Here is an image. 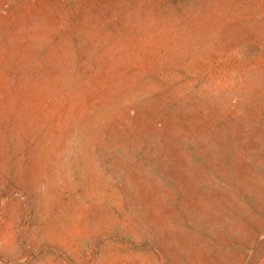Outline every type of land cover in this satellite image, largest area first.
<instances>
[{
    "label": "rangeland",
    "instance_id": "1",
    "mask_svg": "<svg viewBox=\"0 0 264 264\" xmlns=\"http://www.w3.org/2000/svg\"><path fill=\"white\" fill-rule=\"evenodd\" d=\"M0 264H264V0H0Z\"/></svg>",
    "mask_w": 264,
    "mask_h": 264
}]
</instances>
